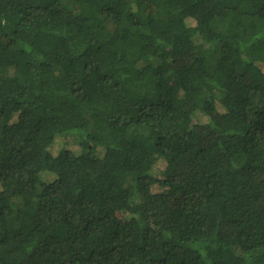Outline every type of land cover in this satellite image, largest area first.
Segmentation results:
<instances>
[{
	"label": "trees",
	"instance_id": "16d2710c",
	"mask_svg": "<svg viewBox=\"0 0 264 264\" xmlns=\"http://www.w3.org/2000/svg\"><path fill=\"white\" fill-rule=\"evenodd\" d=\"M0 264H264V0H0Z\"/></svg>",
	"mask_w": 264,
	"mask_h": 264
},
{
	"label": "rangeland",
	"instance_id": "374dc122",
	"mask_svg": "<svg viewBox=\"0 0 264 264\" xmlns=\"http://www.w3.org/2000/svg\"><path fill=\"white\" fill-rule=\"evenodd\" d=\"M179 54L181 55V53H179ZM179 54H177V55H179ZM180 55H179V58H178L177 60H183V61L185 62V61H186V60H185L186 58L181 57ZM173 64L175 65V64H176V61H175V63L173 62ZM213 120H214V122L217 123V124H219V122H220L218 116H214V117H213ZM176 195H177V194H176ZM117 220H118L119 223H122L120 216H118Z\"/></svg>",
	"mask_w": 264,
	"mask_h": 264
}]
</instances>
